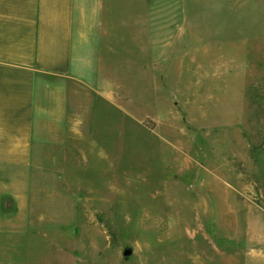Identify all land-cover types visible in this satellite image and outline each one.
I'll return each instance as SVG.
<instances>
[{
  "label": "rangeland",
  "instance_id": "1",
  "mask_svg": "<svg viewBox=\"0 0 264 264\" xmlns=\"http://www.w3.org/2000/svg\"><path fill=\"white\" fill-rule=\"evenodd\" d=\"M83 8L113 159L39 175L0 264H264V0Z\"/></svg>",
  "mask_w": 264,
  "mask_h": 264
},
{
  "label": "crops",
  "instance_id": "2",
  "mask_svg": "<svg viewBox=\"0 0 264 264\" xmlns=\"http://www.w3.org/2000/svg\"><path fill=\"white\" fill-rule=\"evenodd\" d=\"M83 3L0 0L1 229L31 227L39 175H54L60 163L63 175L81 161L83 170L111 165V143L96 125L117 104L97 79Z\"/></svg>",
  "mask_w": 264,
  "mask_h": 264
},
{
  "label": "water",
  "instance_id": "3",
  "mask_svg": "<svg viewBox=\"0 0 264 264\" xmlns=\"http://www.w3.org/2000/svg\"><path fill=\"white\" fill-rule=\"evenodd\" d=\"M130 254V250L129 249H126L124 252H123V255L124 256H127V255H129Z\"/></svg>",
  "mask_w": 264,
  "mask_h": 264
}]
</instances>
